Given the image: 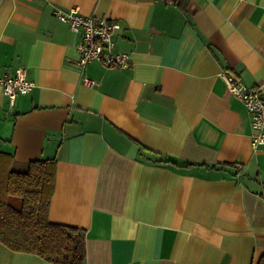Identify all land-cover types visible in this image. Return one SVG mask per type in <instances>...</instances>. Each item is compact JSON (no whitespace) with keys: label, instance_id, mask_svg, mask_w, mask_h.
Here are the masks:
<instances>
[{"label":"crops","instance_id":"crops-1","mask_svg":"<svg viewBox=\"0 0 264 264\" xmlns=\"http://www.w3.org/2000/svg\"><path fill=\"white\" fill-rule=\"evenodd\" d=\"M115 22L127 68L94 60L53 9ZM0 152L54 159L48 218L84 236L83 264H257L264 145L221 72L264 96V0H0ZM0 264H55L0 243Z\"/></svg>","mask_w":264,"mask_h":264},{"label":"trees","instance_id":"trees-1","mask_svg":"<svg viewBox=\"0 0 264 264\" xmlns=\"http://www.w3.org/2000/svg\"><path fill=\"white\" fill-rule=\"evenodd\" d=\"M12 163L11 155L0 152V243L55 264H83L82 230L48 218L55 160L30 161L23 170ZM257 264H264V252Z\"/></svg>","mask_w":264,"mask_h":264},{"label":"built area","instance_id":"built-area-1","mask_svg":"<svg viewBox=\"0 0 264 264\" xmlns=\"http://www.w3.org/2000/svg\"><path fill=\"white\" fill-rule=\"evenodd\" d=\"M53 14L66 23L70 30L79 35L76 45L78 59L76 65L84 72L88 63L98 60L105 66L127 68L130 64L129 55L125 52L114 51L115 22L107 17L84 15L77 6L62 9L55 7ZM221 76L228 91L239 97L250 117L251 147L256 150L264 145V96L262 85L249 87L233 72L224 70ZM83 84L92 87L97 84L94 79L82 74ZM33 83L28 79L26 69L17 67L12 74L0 72V87L6 95L9 104H13L18 94L28 92Z\"/></svg>","mask_w":264,"mask_h":264},{"label":"rangeland","instance_id":"rangeland-1","mask_svg":"<svg viewBox=\"0 0 264 264\" xmlns=\"http://www.w3.org/2000/svg\"><path fill=\"white\" fill-rule=\"evenodd\" d=\"M12 169H16V170H23V167L19 166V165H12Z\"/></svg>","mask_w":264,"mask_h":264}]
</instances>
